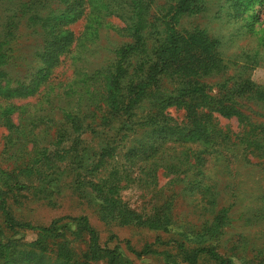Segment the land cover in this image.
<instances>
[{
    "label": "trees",
    "instance_id": "16d2710c",
    "mask_svg": "<svg viewBox=\"0 0 264 264\" xmlns=\"http://www.w3.org/2000/svg\"><path fill=\"white\" fill-rule=\"evenodd\" d=\"M205 1L169 0L167 9L150 22L147 19L150 9L148 0H0V99H5V103L0 105V125L8 131L7 137L17 135L15 142L26 141L20 136L24 134V127L11 116L13 110L23 106L18 107L11 100L40 96L39 107L29 111L33 121L27 134L32 137L29 141L33 146L28 160L21 163L17 173H5L0 185V210L2 214H7L6 222L12 230L24 224L10 213L14 204H20L19 193L26 188L19 180L21 172L24 169L31 171L43 161L47 144L54 143L61 136V121L70 120L72 124L86 121L88 128H102L105 138L93 165L84 171L85 174L72 177L79 197L85 198L86 193L96 192L94 199L99 207L105 211L109 208L113 212L111 220L121 225L173 233V239L168 244L176 252H166H170L168 257L173 258L175 264H203L205 261L212 264H232L233 261L264 264V238L261 242L257 239L258 245L254 248L246 235L226 238L227 227L235 220L244 219L246 212L240 215L230 213L232 203L226 205L223 202L225 189L218 175L204 176L206 169L210 171V167H206L208 149L188 146L177 150L176 146H172L165 152L163 150V144L170 140L179 145L219 142L223 148H228L244 144L242 141L251 134V130L247 131L246 137L240 138L241 143H238L234 133L217 128V118L213 113L228 119L236 118L240 123L250 121L248 109L236 100L212 97L208 107L203 108V100L209 96L205 93L206 82L200 79L217 75L226 66L228 56L220 46L224 39H210L205 27L179 29L178 23L182 15L192 14L199 8V3ZM228 1L237 7V2L242 0ZM82 18L87 19L86 29L90 32L77 35L71 25ZM109 18H116L124 24L119 32L122 31L126 39L120 43L114 40L103 46L99 43L100 33L110 24ZM22 28L35 31L39 39L35 46L32 45L27 59L14 62L16 52H19L16 45ZM86 34L93 40L91 44L83 43ZM148 35L153 38L152 45L148 44ZM103 51L107 56L102 58ZM68 55H71L73 66L77 69V78L73 86L62 88L55 85L51 78ZM166 74L182 76L194 82L180 94L162 93L159 82ZM160 93L162 97L156 98ZM253 96L249 94L247 97ZM150 97L155 99L152 105L157 109L150 111L142 121L138 111L144 108ZM254 100L258 107H263L264 92L260 91ZM75 102L80 105L77 116L68 111V106ZM169 106L182 108L185 120L173 125L168 123L172 120L166 112ZM261 124L260 132L251 134L245 140L246 152L240 161L260 165L264 171V123ZM71 151L76 154V147H72ZM118 157L123 158V166L138 170L140 175L136 178L145 184L156 185L160 169L172 177L168 184L172 186L173 193L167 195L154 215L146 217L144 222L139 223L141 217L132 211L127 212V207H116L118 201L115 199L110 200L109 203L114 205L111 207L104 195L105 190L125 188L136 180L126 169L121 171L117 167H105L112 165V160ZM223 157L221 153L220 158ZM83 164V159H79V167ZM61 175L65 173L54 177L53 172L46 173L43 180L59 185ZM67 176L70 177V173ZM183 182L185 185L181 190L195 200L191 212L196 219L186 221L183 211L179 219L185 220V223L177 227L176 215H173L177 202L175 187ZM53 188L47 192L41 190L42 196L47 198L54 194ZM260 196L256 198L260 206L249 207L255 211L254 217L247 218V222L262 220L264 223V194ZM64 220L60 218L49 227L40 229L39 237L31 243L10 237L0 241V264H24L32 256L40 258L41 262L54 258L50 264H79L69 242L62 239L56 241L61 236L60 230L68 227L62 224ZM74 221L77 231H83L90 237L86 251L89 260H105V264H134L131 258L102 246L87 217L75 218ZM44 236L50 241L46 237L43 239ZM91 261L83 264H91Z\"/></svg>",
    "mask_w": 264,
    "mask_h": 264
},
{
    "label": "rangeland",
    "instance_id": "374dc122",
    "mask_svg": "<svg viewBox=\"0 0 264 264\" xmlns=\"http://www.w3.org/2000/svg\"><path fill=\"white\" fill-rule=\"evenodd\" d=\"M148 1L150 2V9L147 19L153 22L156 16L167 9L169 0ZM237 3L238 6L234 7L228 0H206L201 2L199 8L192 14L182 15L178 27L186 30L205 27L208 30L207 35L210 39H216L217 37H221V40L224 39L223 45L220 44V46L225 55L228 56L225 59L226 66L219 74L200 79L206 82L205 93L209 96V98L203 100V108L205 110L208 107L207 103L211 101L212 97H226L229 100H236L243 104L248 109L247 112L251 114L250 121L247 123H240L236 118L228 119L213 113V116L217 118L215 122L217 128L227 130L230 134L234 133L237 142L241 143L239 139L243 136L246 137L247 131L251 130V134L259 133L261 123H264V104L263 107H258L256 100H254L260 91L264 92V0H242L241 3ZM107 20L110 24L101 30L99 43L106 46L114 40L118 43L125 40L123 32H119L124 24L116 18ZM86 25L87 19L82 18L71 25V29L77 35L90 32L86 29ZM87 35L83 37V43L91 44L93 40H90ZM38 39L39 35L35 31L22 28L18 45H16L19 52H16L17 58L13 61L18 62L22 59L23 62V58L27 59V56L31 53L32 45L35 46ZM146 39L148 44L152 45L153 38L148 35ZM104 56H107V53L103 51L102 58ZM70 57L71 55L67 56L66 61L55 70L51 78V81L58 87L73 86L74 80L77 78V69L73 66ZM192 82H194L192 79L166 74L161 76L159 86L162 93L174 92L180 94ZM244 91H248V93L245 94ZM160 94L156 98H161L162 94ZM249 94L254 96L248 98ZM39 99L40 96H34L11 100L18 107L23 106L13 110L11 116L15 122L24 127L22 130L24 134L21 133L20 136L26 141L15 142L14 139L17 135L11 138L7 137L8 131L0 125V185L3 182L2 178L5 173H12L13 171L17 173L21 163L28 160L33 146L29 141L32 137L27 134L29 124L33 121V116L29 111L37 109ZM154 100L153 97H150L144 104V108L138 111L139 119L144 121L150 111L157 109L152 105ZM4 103L5 99H0V105ZM79 107V102L72 103L68 106V111L77 116L76 113H78ZM2 109L4 108L2 107ZM166 112L172 119L171 121L168 120V123L172 125L175 122L179 123L185 120V111L182 108L169 106ZM142 128H145V126L143 125ZM59 129V135L61 136H58L54 143L47 144L48 150H44L46 153L42 156L43 161L35 168L33 167L31 171L24 169L19 176L21 185H25L26 188L19 193L20 204H14L10 209V213L18 221L23 222V226L12 230L8 226L9 223L6 222L7 214H2L0 210V241H5L6 238L10 237L22 239L25 243H31L39 237L40 229L49 227L53 221L64 218L62 224H67L68 227L60 230L61 236L56 241L61 239L68 241L78 256L79 264H83L85 261H91L89 260L90 256H86L90 237L83 231L81 233L77 231V223L74 219L87 217L97 233L101 245L115 249L121 255L131 258L134 264H175L173 258L168 257L170 252H166L171 250V244H168V242L172 241L173 233L153 231L134 225H121L118 221L111 220L113 212L109 208L105 211L99 207L98 201L94 199L96 192L86 193L85 198L79 197L76 193L72 177L85 174L86 169L93 165V161L97 157L96 153L100 151L105 138L102 128H88L86 121L72 124L70 120H65L60 122ZM129 134L132 133L129 132ZM245 140L242 141L244 144L228 148H223L219 145V142L204 145L201 142H196L195 145L190 142L179 145L176 141L170 140L163 144V150L165 152L172 146H176L177 150L188 146H193V148L202 146L208 149L206 152L208 153L206 167H210V171L206 169L204 176L214 173L218 175L225 189L223 202L226 205L232 203L230 213L240 215V213L246 212L244 219L235 220L230 227H227L229 232L226 238L246 235L251 240L253 245L251 247L254 248L258 245L257 239H260L261 242L264 238V223L262 220L258 223L247 222V218L252 219L254 217L253 211L255 209L249 207L257 208L260 206V201L256 198L264 194V171L260 165L254 166L240 161L242 155L246 152L247 142ZM72 147L74 149L76 147V154L71 151ZM221 153L225 158H220ZM75 156H77L76 159ZM250 157L252 158V156ZM81 158L84 164L79 167V159ZM112 161V165H106L105 167L108 169L117 167L121 171L126 169L136 180L129 183L125 188L112 191L105 190L104 195L108 198L107 202L109 203L113 199L117 200L116 207L122 209L127 207L125 208L127 212L132 211L141 217L139 223L144 222L146 217L154 215L156 209L166 200L167 195L173 193L172 186L168 184L169 179L172 178L171 175L169 176L165 170L160 169L158 183L151 186L140 182L139 178H136L140 175L138 170L123 166L124 160L122 157ZM77 163L78 166H76ZM226 166L227 168H225ZM76 167L79 168L76 169ZM213 167L214 170H211ZM43 172L47 174L53 172V177L58 176L60 173H65V175H61L62 180L59 181V185H53V183L48 184L43 180L46 174L43 175ZM67 173H70L71 176L68 177ZM40 177H42V180H40ZM184 185L183 182L175 187L176 194L174 196L177 198V202L176 207L173 209V215H176L177 227L183 225L185 220L195 221L196 219V215L191 212L195 200L186 195V191L181 190ZM51 188L55 190V193L48 195L47 198L43 197L41 190L44 189L47 192ZM110 205L111 207L114 206ZM117 210L119 211V209ZM183 211H185V220L181 221L179 217ZM180 230H183V228ZM253 235L256 236L253 237ZM171 252L175 253L176 251L173 249ZM137 253L141 255L139 256ZM247 253L250 254L251 251ZM53 260L54 258H50L41 262L40 258L36 259V256H32L24 264H50ZM90 263L105 264V260H92ZM203 264L212 263L205 261ZM225 264H230V262ZM232 264L249 263L233 261Z\"/></svg>",
    "mask_w": 264,
    "mask_h": 264
}]
</instances>
